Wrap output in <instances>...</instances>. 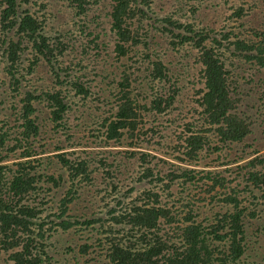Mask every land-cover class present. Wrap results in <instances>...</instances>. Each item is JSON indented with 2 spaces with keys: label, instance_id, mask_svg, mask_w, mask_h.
<instances>
[{
  "label": "trees",
  "instance_id": "16d2710c",
  "mask_svg": "<svg viewBox=\"0 0 264 264\" xmlns=\"http://www.w3.org/2000/svg\"><path fill=\"white\" fill-rule=\"evenodd\" d=\"M104 1L45 0L40 3L34 0H0V42L5 47L2 46L5 70L21 105L20 108L14 106L10 117L1 121L0 126V257L4 256L12 264H53L49 253L51 249L57 250L58 241L52 238L80 225L81 229H87L82 232L90 234L108 231L110 247L104 256L109 264H249L245 261L247 237L244 224L248 208L243 206V200L247 193H261L264 205V153L259 154V148L251 152L241 149L234 158V164L243 163L234 169H209L217 166H211L213 163L205 162V159L208 160L209 150L221 153L225 149L243 146L252 133V121L238 112L240 100L232 88L226 66L229 56L226 55L237 53L247 62L256 61L258 67L264 69L263 42L257 46L248 44L250 36H243V32L252 31L251 10L257 12L260 6L232 5L229 14L225 12L224 18H218L220 25L214 23L204 28L167 16L158 20L157 23L163 26L159 31L157 25L152 24L156 16L151 8L154 0H107L108 7ZM178 1L180 10L187 7L195 21L203 20L201 6L207 0ZM65 3H68L65 9L73 11L71 16L66 17L63 8L60 10ZM37 6L40 10L50 11L49 15L58 27L54 35L48 36L45 31L47 16L40 20L32 14V9ZM233 24L237 26L232 27ZM153 28L164 36L168 35L170 44L178 53L184 46L191 48L185 50L186 54L181 55L179 63L176 62L179 65L176 70L172 69L174 62L166 65L163 57L151 49L148 41ZM110 45L117 61L127 59L133 65L122 64L125 70L118 90L110 92L114 102L93 92V86L85 85L72 67L74 65L85 72L89 67L97 70L100 63L106 65ZM140 45L144 47L139 53ZM193 51L196 52L192 56ZM26 55L30 56L29 65L21 68ZM39 62H44L50 71L54 88L41 92L21 91L22 82ZM196 67L199 68L201 88L195 89L192 98L194 116L189 119L181 111L183 85L179 79L194 72ZM24 70L28 74L23 73ZM144 83L150 86L148 102H142L146 97L134 92L136 84ZM65 86L71 87L76 96H81L84 105L89 101L97 104L94 106L95 117L104 129L106 145L120 144L127 135L132 138L139 135L138 148L141 145L144 149L151 148L155 136L160 134L162 137L161 126H155V121L178 109V115L169 121L175 125L172 129L177 128L171 132L177 133V143L168 152V155L173 153L177 163L157 158L147 151H136V155H130L132 158L139 155L143 171L141 179L160 186L156 192L145 194V205L150 206L135 205L119 214L115 212L111 204L117 202V206H122L117 192L124 185L114 183L112 172L106 171V168L116 169L119 164L108 163L104 158L100 160L105 173L103 181L108 177L110 183L106 184L110 188H96L95 199L106 204L102 215L108 217H100L97 213L75 218L68 214L69 205L77 199V189L91 186L97 170L91 172L87 159L72 158L62 152V147H56L54 157L67 173L56 175L42 170L44 159L49 160L50 156L38 152L42 133L39 107L44 104L49 110L47 120L57 131L63 130L67 125V112L71 109L62 89ZM102 112L108 115L103 116ZM156 146L155 150L167 153L161 140L156 142ZM154 161L166 164L168 169L158 170ZM228 163L232 162H223L219 167ZM229 172L235 176H230ZM176 182L184 187L197 184L201 193H205L204 198L195 199L194 204L205 201L209 195L211 201L218 199L232 211L218 213L215 223L205 225L197 220L189 202L186 204L189 212L183 219L185 223L168 220L169 225L176 223V226L173 236H166L168 241L164 240L159 235L160 221L169 217L170 212L167 205H163L162 198L165 192H173ZM66 184L68 188L64 197L57 201L56 196L60 192L55 189L61 191ZM105 225L109 226L108 229ZM114 226L122 227L118 236L113 235ZM148 236L152 238L153 245L147 243ZM214 242L224 243L222 257L215 262V252L211 248ZM83 248L84 253L88 252L86 245ZM66 249L68 247L61 251Z\"/></svg>",
  "mask_w": 264,
  "mask_h": 264
},
{
  "label": "rangeland",
  "instance_id": "374dc122",
  "mask_svg": "<svg viewBox=\"0 0 264 264\" xmlns=\"http://www.w3.org/2000/svg\"><path fill=\"white\" fill-rule=\"evenodd\" d=\"M35 2H45V0H34ZM105 6H109V1H104ZM68 5L65 3L60 6V10L63 8L62 12H66L65 16H71L73 11L71 9H65L64 6ZM232 5L240 6L244 5L246 8H253L252 6L257 5L260 6V9L255 12L254 9L251 10V18H252V31L243 32L244 37H249L248 44L253 43V45L257 46V43L263 42L264 44V0H207L201 6V14L203 16L202 21H195L192 18V15L188 12L187 7L183 10L179 9L180 2L178 0H154L152 2L151 8L154 9V20L152 24L157 25V29L162 30V25L158 24V20L160 18H165L167 16H173L175 19H182L186 21V23H196L200 28L208 27L216 23V25H220L217 22L220 18H224L225 12L228 13L229 7ZM49 10H40L39 7H34L32 9V14L38 17L40 20L44 19V16H47L49 19L45 26V31L48 36H52L55 33V30L58 29L55 21L49 15ZM229 14V13H228ZM253 16V17H252ZM219 18V19H218ZM62 19H59L61 21ZM237 24H233L232 27H236ZM159 31H156L154 28L152 29L151 39H149V43L151 45V49L156 51L160 56L165 60L166 65H170L169 63H173V70H176L179 65L181 55H185L186 49H191L187 46H184L181 53L176 51V48L170 44V37L168 35L164 36ZM253 32H259L258 35H255ZM252 34V35H251ZM263 34V35H261ZM1 36V34H0ZM144 41V40H143ZM146 43V41H144ZM2 46L0 42V126L1 121L8 119L10 117V113L13 111V107L17 106L20 108V97L17 96L11 88V80L8 72L5 70L6 60L3 57ZM144 45H140V50L143 49ZM5 49V47H4ZM174 49V50H173ZM196 51L192 52V56ZM166 55V56H163ZM228 61H226V66L230 73V81L232 84V88L236 90L235 96L240 100L238 103V112L243 118H246L249 122L252 123V133L246 138L243 146L236 147L234 150L225 149L221 153H215L213 150H209L208 152V160L205 159V162H212L209 169H224V168H236L238 164H242L243 162H237L234 164V158L240 154L241 149L246 148L247 151L253 149H261L259 154L264 153V69H260L258 67L257 62H247L244 57L239 56L237 53L227 54ZM29 55L25 56L23 66L21 68H25L29 65ZM225 57V58H226ZM94 59V58H93ZM107 59L109 62L104 65L100 63L97 70H92V67L88 68L87 71L82 72L78 67L72 65V67L76 70V75L80 77L81 81L87 85V83L91 84V90L93 92H98L104 98L108 97L109 101L114 102L115 98L110 95V92L118 90V84L121 81V77L123 76V71L125 70L122 67L123 63L132 65V61L122 60V62L117 61L116 55L113 52V47L110 45V52H108ZM169 62V63H168ZM177 62V63H176ZM68 64H70L68 59ZM197 68V67H196ZM90 70V71H89ZM23 73H27L28 71L24 70ZM50 71L46 68L44 62H39L38 66L35 67V70L28 74L26 79L22 82V90L21 91H48L54 88L53 80L50 79ZM184 76V75H183ZM179 82L183 85L181 90V103L182 108L181 111L187 114L189 119L194 116V102H192V98H194V93L201 88L200 84V76H199V68L194 70V72L188 73L184 78L181 77ZM150 86L144 83L140 86H137L134 92L138 95H143L146 98H143L142 102H148V97L151 94ZM59 89V87H57ZM65 90L66 94V102L70 106V110L67 112L66 127L58 131L54 129L52 123L47 120V112L49 110L42 104L39 107L40 119L39 126L42 127V133L39 139L41 138L40 148L38 149L39 153H44V156H50V159H44V167L42 168L43 172L49 171L50 173H54L56 175L62 174L65 175L67 171L57 163L54 155L57 153L56 147H62L63 153L68 154L72 158L80 157L88 160V168L91 172H95L93 174L94 180L90 182L91 186H88L86 189H77V199L69 205L68 214L72 217L79 218L82 215L91 216L98 213L100 217L106 218L108 216L102 215L104 214L105 203L101 200L95 199L97 195L95 193L97 189H107L110 188L106 183H110L108 177L105 178V173L103 168L101 167L100 160L107 158L108 163L117 162L116 169L106 168V171L112 172V178L114 183H123V188L118 191L119 193V201L122 206H117V202L111 204L113 208H115V212L118 214L120 212L126 211L133 206L137 205L139 207H148L151 204L145 205L147 192H156L160 186L156 183L149 182L148 179L142 178V168L141 163L138 161V156L135 158L130 157L138 152H148L157 158H162L163 160H167L172 163H177L173 159V153L168 155V152L173 149L175 144L177 143V133H171L172 127L175 125L170 123L169 121L174 119L178 115V109L173 111L171 115H165L160 117L157 121H155V126H161V135L157 134L155 136L154 142L152 143V147L148 149H144L142 145L138 148V140L139 135L135 138L127 135L125 136L120 144L111 143L110 145H106L105 137L103 135L104 129L98 124L95 117V103L89 101L87 105L81 101V96H76V92L68 86L62 87ZM81 97V98H80ZM85 100V99H84ZM89 100V99H88ZM177 106H179L177 104ZM84 113H81V111ZM80 111V112H79ZM87 111V112H85ZM92 111V112H91ZM103 116H107V112H102ZM13 118H11L12 120ZM153 121L152 118L149 119ZM43 122H45V126H43ZM149 126H146L145 129H148ZM70 136V137H68ZM140 138L143 140L142 135ZM163 144V149L167 151L166 154L155 150L156 142L160 141ZM151 144V143H150ZM150 144H148L150 146ZM110 146V147H109ZM112 151L113 153H109ZM126 152H131L128 155H125ZM73 154V155H71ZM136 155V154H134ZM219 156H224L222 158H218ZM257 156V155H256ZM232 162L228 163L227 166L219 167L224 162ZM8 161L7 163H10ZM154 161L153 163H155ZM157 163L158 170L166 171L168 166L163 163ZM149 165H152L149 163ZM230 176H235L233 172H229ZM103 181V183H102ZM105 182V183H104ZM237 182V181H236ZM68 188L66 184L64 188L60 191V194L56 196L57 201L64 197L65 192ZM201 193L200 188L196 184H189L186 187L180 185V182H176L173 186V192H165L163 194L162 203L163 205H167V210L170 212L169 217L161 219V227L159 231V235L164 239L166 236H173V231L175 229L176 223H172L169 225L168 220L173 219L174 221L178 220L180 223H185L183 220L189 210L186 208L187 203L192 209L193 214L197 216V220L199 222H203L205 225L215 223L216 215L223 211H232V208L229 206L220 203L218 199L212 200L208 195L207 199L202 202H196L195 199H202L205 196V193H201V195L196 196V194ZM169 196H168V195ZM167 195L165 198L164 196ZM247 198L243 200V206L248 208V211L244 214V224L246 228V257L245 261L249 264H264V205L262 199L260 198L261 193L251 194L248 193L245 195ZM183 197L182 200H180ZM108 219H106L107 221ZM73 221V220H72ZM106 229H108V225H105ZM114 236H118L122 227L114 226ZM100 227L97 229L99 230ZM77 230L79 233H77ZM87 229H81L80 225H77L73 229H71L66 234H58L52 240H57L56 243L57 250L51 249L49 255L53 258V264H109L105 258V254L109 250L110 244L107 239L110 234L108 231L103 232H93L92 234L81 231ZM60 232V231H59ZM110 233V232H109ZM152 238H149L147 243L149 245H153ZM175 242L174 240H172ZM55 244V243H54ZM87 246L88 252L84 253V246ZM66 250L61 251L63 248H67ZM144 247V244L142 245ZM211 248L215 252V256L213 261L215 262L220 257H222V252L224 249L223 242H214L211 243ZM0 264H12V262L7 261L4 256L0 257Z\"/></svg>",
  "mask_w": 264,
  "mask_h": 264
}]
</instances>
